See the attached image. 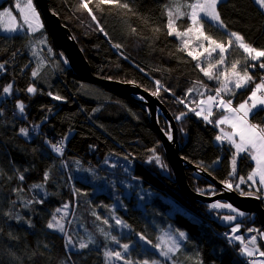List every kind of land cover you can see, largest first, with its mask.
<instances>
[{
  "label": "trees",
  "instance_id": "obj_1",
  "mask_svg": "<svg viewBox=\"0 0 264 264\" xmlns=\"http://www.w3.org/2000/svg\"><path fill=\"white\" fill-rule=\"evenodd\" d=\"M16 2L0 0V12L10 7L20 23L21 13ZM124 2L129 4L131 11L106 5L101 6L103 10L100 11L94 0L89 4L96 16L94 21L89 12L80 7L81 0H49L51 9L77 40L94 75L131 83L158 95L177 122L181 156L196 167L187 169L190 187L207 196L229 190L225 182L232 183L237 178L230 175L234 147L216 140L222 132L215 123H208L189 111V107L197 105L204 96L197 91L189 95L188 89L195 85L203 92L205 88L196 84L201 81L211 87L206 89L210 95L216 85H211L196 67L200 60L188 56V49L178 50L182 47L181 42L175 36L167 35L164 6L169 0ZM218 10L229 32L236 31L252 46L264 49V10L255 0H224ZM188 23L187 18L178 21L181 30ZM157 28L160 31H156ZM205 30L218 41L226 43L228 40L223 29L205 24ZM45 36L44 61L39 64L33 55L34 47ZM244 55L233 44L228 51L229 64L240 59L239 68L242 69ZM0 63H4V69L0 70V110L3 112L0 115V264H105L104 252L118 247L112 239L115 215L130 229L132 234L126 241L133 244L132 249L136 244H142L140 237L143 236L151 247H147L150 254L160 258L159 250L153 245H157L166 229L172 228L186 234L180 251L172 257L176 264H248V258L241 256L239 243L230 244L227 235L230 226L236 223L243 227L242 230L247 227L261 229L257 217H239L228 208L211 207L228 204L224 200L205 203L187 199L171 167L162 171L148 162L152 149L165 152L152 125L149 109L138 97H122L79 78L64 53L55 48L45 26L34 34L27 30L15 35L0 33ZM248 63L255 62L249 60ZM37 67L39 75L33 78L32 71ZM248 71L256 82L264 76V69L258 66ZM156 81L160 82L163 91ZM8 84H12L10 96L3 93ZM29 86L36 88L35 94L27 92ZM253 86L249 84L236 92L231 97L233 104L238 106L247 99ZM53 96L62 99H53ZM17 101L25 105L23 114L16 107ZM181 113L185 115L177 120ZM253 113L250 122L264 126V108ZM222 115L220 111L214 116L219 119ZM157 116L162 129L169 134V123L160 111ZM56 119L66 132L80 129L82 138L102 148L106 160L113 165L54 152L51 145L58 141L63 142V153L69 152L65 137L56 131ZM21 128L28 129V136L20 134ZM86 166L95 171L89 173ZM254 166L247 153L242 154L238 158L237 176L246 178ZM98 171L104 175L96 173ZM45 172L49 173L47 181H44ZM18 173L24 174V181L18 180ZM207 175L220 185H215ZM111 177L135 178L145 191L153 194L145 199L134 192L124 198V203L117 204L113 196L98 193L89 182L99 179L100 189L105 190ZM37 184L43 187H32ZM15 188L23 191L17 195L13 192ZM166 198L182 209L172 213L171 203ZM37 200L43 203H37ZM12 201L16 202L15 207ZM57 208L61 211L56 212ZM8 211L13 217L18 214L23 219L17 221L4 215ZM62 212L67 213L64 223L67 235L47 227L52 216L60 219ZM226 215L237 216L235 224H222L221 218ZM104 220H107L106 224ZM25 221H30L31 226ZM88 232L96 242L88 249L79 250L78 243ZM69 236L75 250L65 247ZM262 245L264 247L263 242ZM164 264L171 263L164 260Z\"/></svg>",
  "mask_w": 264,
  "mask_h": 264
},
{
  "label": "snow or ice",
  "instance_id": "obj_2",
  "mask_svg": "<svg viewBox=\"0 0 264 264\" xmlns=\"http://www.w3.org/2000/svg\"><path fill=\"white\" fill-rule=\"evenodd\" d=\"M94 0H81L80 7L86 9L91 15L92 19L95 21L96 16L93 13L92 9L89 8V4L93 3ZM222 2V0H169V3L164 6V15L166 16V24L165 27L167 29L168 36H175L180 42L182 47L178 50L184 51L188 49L187 55L190 56L193 60H199L200 57L207 53L209 58V62H207V66H202L201 63H197L196 67L203 73L205 77L209 80H215L218 83V87L215 89V95H208L206 99H201L198 103L199 111L195 108H189V111H192L197 116H202L203 119L208 123H215V125H225L227 124L232 131L231 132H222V135H217V141H223L226 139L236 150V153L232 159V173L230 175H235L236 171V156L240 153H247V155L251 158L252 161L255 162L254 168L251 170L250 174L247 176V181H251L253 184H257L259 187H264V126H261L259 123L250 122V114H254L253 110L258 107L264 108V76L261 77L260 82H256L254 80L253 75H251L248 71L249 68L259 67L260 69H264V49H258L252 46L250 43L245 41L243 35L236 31H228L227 25L221 17V13L218 10V5ZM255 3L261 8L264 9V0H255ZM95 4L98 10L102 11L101 6H111L116 8L125 9L127 11H131V8L127 2L124 0H95ZM27 8V12L24 11L23 8L19 4L16 5V8L21 13L20 23H16L17 17L12 14L11 11L5 9L3 12H0V22L3 21L5 17L9 18L12 23L0 26V30L7 33H17L19 31L27 30L28 33L34 34L39 31L43 25L40 22L39 13L33 7L32 0H27V4L25 5ZM187 18L189 21L188 26L184 27L181 30V26L178 24V21ZM205 24H208L209 27H217L218 29H223L225 34L228 35L227 42H221L215 39L211 34H209L205 30ZM103 31V29H100ZM133 32L136 31L135 28L132 29ZM156 31H160L159 28ZM195 38L196 41H203L197 45L196 49H190L189 45L192 38ZM46 36L40 41V43L46 42ZM235 43V46L242 50V53L245 54L243 56L244 67L242 69H238V66L241 64V60H234L230 67L226 65L227 53L229 48ZM115 47H120L119 45H115ZM203 49V52L200 51ZM218 51V59L215 62H210V58L214 52ZM51 52V49H48ZM33 55H36L35 51ZM251 60L253 62L249 64L248 61ZM67 63V61H64ZM220 66H223L222 68ZM4 69V63H0V70ZM214 69H218L214 72ZM39 75V67L32 71V77L35 78ZM157 85H159V81H156ZM196 84H199L201 88L208 89V86L201 81H197ZM249 84L254 85L251 88L250 95L243 102L239 103L238 106L233 107L232 99H225V96H234L236 90L247 87ZM36 88L33 86H29L27 88V92L30 94L36 93ZM193 91H197L198 94L203 97L205 95L204 92L199 91L198 88L194 87L188 89V94L190 95ZM3 93L7 95L12 94V84H8L3 88ZM155 94V93H154ZM223 94V95H222ZM49 95H52L49 93ZM53 99H62L59 96H53ZM180 103H185L184 100H180ZM187 107V105H185ZM218 107L223 109V112L227 113V115H222L221 118L215 120L214 122L210 119L213 116V107ZM16 107L21 114L25 111V105L22 101H17ZM3 112L0 110V115ZM185 115V113H181L180 116H177V120L181 119V117ZM20 134L24 136H28V129L21 128ZM238 138V140H237ZM168 139L171 140L172 136L169 133ZM54 152L58 154H63V142L59 144L51 145ZM154 156L153 159L156 160L157 163L161 164L162 167H166L160 160L158 155H155V149H152ZM19 181H24L25 176L23 173H18L17 176ZM10 179V177H9ZM49 179V173L45 172L44 181ZM241 184L245 183V178L241 177ZM34 188H42V184L33 185ZM225 187L228 189L233 188V184L230 182H225ZM239 188V185H236ZM22 188H15L13 192L17 195L22 192ZM243 194V193H242ZM251 195V193H249ZM37 203H43L42 200H37ZM15 201H12L13 207H15ZM27 206V202L25 203ZM212 208H228L230 211L237 213V216L243 217L245 213L238 212L237 209L233 208L229 204H213ZM64 208L67 209L68 205L65 204ZM61 209L57 208L56 212H60ZM4 215L15 218L17 221L22 220L23 217L18 214L13 217L11 211L5 212ZM95 215V213H93ZM237 216L226 215L224 216V220L232 222L237 219ZM97 219H100L97 216ZM31 226L30 221H25ZM118 223H122L121 221H117ZM103 223H107V220H104ZM126 226V225H125ZM47 227L49 229H53L59 231L61 233H65V226L61 223L59 219L55 215L52 216L51 220L48 222ZM241 225L236 223L235 226L231 229L233 233L232 236L229 237L230 240H238L242 245L241 253L248 257H253L257 255L259 257H264V251L260 250V247L257 246V237L252 236L247 243H245L243 236H237L235 233L240 231ZM103 233V229H101ZM248 232H256L259 234L261 238H264V232H261L259 229L249 228ZM65 235H67L65 233ZM107 235V234H105ZM180 240L186 239V234L183 231L178 233ZM142 240L143 236L140 237ZM113 241H116L115 237H112ZM95 241L89 237L86 241L81 239L78 243L79 250H85L89 248V245L94 244ZM73 241L71 237H68L66 248L69 245H72ZM166 248H161L160 245H153V247L157 248L160 252V255L168 258L169 254L175 255L180 251V243L175 237H169L167 241H165ZM252 247H249V246ZM47 247V245H45ZM121 247L124 249V252H127L129 249L128 244H123ZM105 264H109V261L112 258L116 260H124V264H130V261L125 259L121 252L119 251H105L104 252ZM137 264H140L137 261ZM143 264H149L148 260H144ZM151 264H159V261L152 260ZM249 264H264V260H250Z\"/></svg>",
  "mask_w": 264,
  "mask_h": 264
},
{
  "label": "rangeland",
  "instance_id": "obj_3",
  "mask_svg": "<svg viewBox=\"0 0 264 264\" xmlns=\"http://www.w3.org/2000/svg\"><path fill=\"white\" fill-rule=\"evenodd\" d=\"M222 1H224V0H222ZM17 2H16V5L19 4L21 6V8H23L24 11L27 12V8L25 7V5L27 4V0H17ZM22 2L24 3V5H22ZM32 4H33V7L36 9V5L34 3V0H32ZM7 10L11 11L12 14L14 15V13H13V11H12V9L10 7L7 8ZM36 11L38 12L37 9H36ZM39 17H40V22L42 23V25L44 27V23H43V20H42L40 14H39ZM15 22L16 23H19L17 20ZM10 23H12V21H10L9 18L5 17L3 19V21L0 22V26H5V25H8ZM25 31L26 30H23V31H19L17 33L10 34V33H7V32H4V31L0 30V33L7 34V35H15V34H18V33H25ZM201 42H203V41H196L195 38L193 37L192 40H191V42H190L189 48L190 49H196L197 48V45L199 43H201ZM203 43H205V45H206V42H203ZM43 45H45V44L44 43H40L39 45H36L34 47V51L36 53L35 57H36L37 62L39 64H43V61H44V57H43V54H42ZM200 51L203 52V49H200ZM218 51L219 50H217V52H214L212 54V57L210 58V62H215V60H217L219 58L218 57ZM226 55H227L226 65L230 67L228 53ZM199 60H200L199 62L202 64V66H205L206 67L207 66V62H209V58L207 56V53H204L200 57ZM255 63H258V62H255ZM220 67L222 68L223 66H220ZM238 69H240L239 66H238ZM217 70L218 69H214V72L217 71ZM209 81L211 82L210 83L211 85H216V87H213L212 91L210 92L212 94H215V89L219 85H218V83L215 80H209ZM158 86L161 88L160 85H158ZM244 88L238 89V90H236V92H238L240 90H243ZM158 90H157V92H159ZM163 90H164V88L162 87L161 88V91H163ZM203 92L205 93V95H204V98H202V99H206V97L209 95V91H207L206 89H204ZM154 96L157 97L158 95L157 94H154ZM229 97L231 99L232 96H225L224 98L225 99H229ZM200 100L201 99H199V101ZM199 101H198V103H199ZM198 103H197V105H198ZM197 105H193V106L191 105V107H189V108H195L197 111H199V108H198ZM259 108L260 107H258L257 109H259ZM257 109H254L253 112H255ZM221 110L222 109H220L218 107L215 108V106H214L213 107V116L210 117V119L213 121L215 119V117H216V116H214L215 113H217V112L219 113ZM62 112H63L62 110L59 112V114L57 116V119L61 116ZM223 115H226V113H224ZM250 116H251V114H250ZM199 117L200 118H203L202 116H199ZM219 118H221V116ZM57 119L55 121V123H56V131H57L58 134H61V135H63L65 137L66 145L69 146V148H68L69 150H67L69 152L68 153H63V154H66V156L72 157V158H74V157L75 158H79V159L83 158L85 160L92 159V161H94L95 163H99V164L100 163L106 164V165L109 164V166L113 165L112 162L109 163L108 160H106L107 155H105L104 150L102 148H99V146H97L96 144L91 143V142H88V141H86V140H84L82 138V136L79 133L80 129H79V131L77 130L75 132H72V131L66 132V131H64L59 126V124H57ZM249 119H250V117H249ZM215 120H217V118ZM218 127L221 129V132H231L232 131V129L227 124H225L223 127H222V125H219ZM237 140H238V138H237ZM164 154L160 150H156L155 151V155H158L160 157L161 162L163 163V165H166V167H162L161 164L157 163L156 160L153 159V156H154V153L153 152H152V154H151L150 159H149L148 162L149 163H152L154 165L159 166L162 171H168L169 170L168 168H170V165H169V163H168V161H167V159H166V157H165ZM241 154H243V153H240L239 155H237L236 158L238 156H240ZM84 168L89 173H91V171H95L94 168H91L89 166H86ZM123 168L124 167H121L120 169H123ZM128 169L129 168H126L125 171H128ZM78 170H79V168H78ZM99 170H101V169H99ZM96 173H99L101 175H104L103 172H99L98 171ZM80 176H82V174ZM235 176L237 178L235 179V181L232 182L233 188L231 190H236L237 192H239L240 194H242L243 192L240 191V188H237L236 187V185H238V182H239L238 180L241 177H238L237 176V172H235ZM131 179H133V180H131ZM131 179H129V178H120V177H111V178H109V181H111V182L108 183V185H107L108 187H106L105 190L104 189L103 190L100 189V187L102 185L100 184L101 181L99 179L96 182L91 179V181H89V182L93 186L96 187V191L98 193L99 192H106V193L110 194L111 196H113V198L116 200V203L117 204H119L121 202L124 203L125 202L124 198L131 196L134 192H137V193L141 194L142 195V198H145V199H147L149 197L151 198V194H153L152 192L148 193L147 191H145V189H143V187L141 186V182L140 181H137L135 178H131ZM245 186H246V189L245 190H248V191H247V193H243V194H249V193L254 194L257 197H259L262 200V202L264 203V187H259L257 184H253L251 181L248 182ZM166 201H168L169 203H171L172 213H175V212L179 211L180 209H182L180 206H177L174 202H171L169 199H167ZM115 216H116L115 217V224L112 225V229H113L112 230V236L115 237L116 238V241H119V243H116V244H118V247L115 250H112V251H119V252H121L122 255H123V257L125 259H127V260L130 261V264H137V261H139L140 264H143V261L144 260H148L149 261V264H151V261L152 260L159 261V264H164V260H167L171 264H176L172 260V257H173L172 254H169V257L168 258H165L163 256H160V258H158V255L150 254L148 248L151 249V247L144 240H142V239H141L142 240V244H140L139 246L136 244L135 245V249H132V245L133 244H128L129 245V249H128L127 252H124V249L121 247V245L127 244V241L126 240L127 239L129 240L130 239L132 233H131L130 229L127 227V225L125 223H123L117 217V215H115ZM250 216H251V218H253V216H255V215H250ZM66 217H67V213L66 212H62V214L60 216V219H59L62 224L65 223ZM117 221H121L122 223H118ZM235 221L229 222V221L224 220V217L221 218V223L224 224V225H232V224H235ZM234 226L235 225L230 226V228H229V235H227L228 237H230V236L233 235V233L231 232V229ZM242 228L243 227L241 226L240 227V231L237 232V233H235V235H237V236H243L244 237V240H245V243H247V241L252 236H256L257 237V246L260 247V250L261 251H264V247L262 245V242L264 243V238H261L259 236V234L256 233V232H248V229H249L248 227H247V229H244V230H242ZM250 228H252V227H250ZM255 229H258V228H255ZM259 230L261 232H264L262 230V228L259 229ZM178 233L179 232L176 231L175 229H172V228L166 229L162 233V236L159 238V241H158L157 245H160L161 248H163V247L166 248L165 241H167L169 237H175L179 241L180 246L182 247L183 246V240H180V238L178 236ZM89 237H91L96 242L94 236H92L89 232L86 233V236L84 238H82V239L86 241ZM138 241H139V239H138ZM231 241H232L233 244L239 243V245H240L239 250L242 248V245L240 244V242L238 240H231ZM249 247H252V246L250 245ZM70 248H72L73 250L76 249L73 244L72 245H69V249ZM241 256L246 257V258H250L252 260H264V257H259L258 254L257 255H254L253 257H248V256L243 255L241 253ZM109 264H124V260H116L115 258H112L109 261Z\"/></svg>",
  "mask_w": 264,
  "mask_h": 264
},
{
  "label": "water",
  "instance_id": "obj_4",
  "mask_svg": "<svg viewBox=\"0 0 264 264\" xmlns=\"http://www.w3.org/2000/svg\"><path fill=\"white\" fill-rule=\"evenodd\" d=\"M34 3L38 8V12L46 30L52 38L55 48L64 53L70 67L79 78L95 83L122 97L129 99L138 97L139 100L145 103L151 115L152 125L160 137L166 159L174 173L175 180L187 199L201 200L205 203L224 200L233 208L237 209L238 212L245 213L244 216L255 215L264 231V203L256 195H242L236 190L225 189L218 195L207 196L193 190L188 183L187 169L194 170L196 167L192 166L181 156L178 125L167 107L158 97L140 86L116 80L102 79L94 75L83 50L80 48L70 29L62 23L60 17L51 9L49 0H34ZM158 111L161 112L164 119L169 123L170 134L172 136L171 140L168 139V134L164 132L158 121ZM207 178L212 180L215 185H220L211 175H207ZM228 210L230 211V209ZM230 212L237 215L235 212Z\"/></svg>",
  "mask_w": 264,
  "mask_h": 264
},
{
  "label": "crops",
  "instance_id": "obj_5",
  "mask_svg": "<svg viewBox=\"0 0 264 264\" xmlns=\"http://www.w3.org/2000/svg\"><path fill=\"white\" fill-rule=\"evenodd\" d=\"M232 103H233V101H232ZM233 107H235V105L233 104ZM222 112H223V109L221 110ZM225 112H223V114H224ZM226 115H227V113H226ZM224 125H222V127H223ZM222 142H227V143H229L226 139H224ZM230 144V143H229ZM235 149V148H234ZM236 152V151H235ZM244 154V153H243ZM242 155V154H241ZM240 155V156H241ZM240 156H238L237 158H236V171L235 172H237V169H238V158L240 157ZM254 162V161H253ZM254 164H255V162H254ZM238 181H240V179L238 180ZM245 183H243V184H241L240 182H238V185H239V188H240V191H242L243 193H247V191L248 190H245L246 189V184L248 183V182H250V181H247V177L245 178Z\"/></svg>",
  "mask_w": 264,
  "mask_h": 264
},
{
  "label": "built area",
  "instance_id": "obj_6",
  "mask_svg": "<svg viewBox=\"0 0 264 264\" xmlns=\"http://www.w3.org/2000/svg\"><path fill=\"white\" fill-rule=\"evenodd\" d=\"M215 108H216V107H215ZM59 143H60V142L58 141V144H59ZM229 243H230V244H233L232 241H231L230 239H229ZM250 260H252V259H250V258L247 259L248 264H249V261H250Z\"/></svg>",
  "mask_w": 264,
  "mask_h": 264
},
{
  "label": "bare ground",
  "instance_id": "obj_7",
  "mask_svg": "<svg viewBox=\"0 0 264 264\" xmlns=\"http://www.w3.org/2000/svg\"><path fill=\"white\" fill-rule=\"evenodd\" d=\"M208 88H211V87H208ZM211 91H212V89H211ZM211 91H210V92H211ZM211 94H212V93H210V95H211ZM212 95H215V94H212ZM157 117H158V116H157ZM253 163H254V162H253ZM254 165H255V164H254Z\"/></svg>",
  "mask_w": 264,
  "mask_h": 264
}]
</instances>
